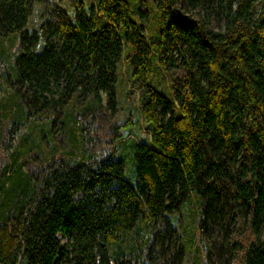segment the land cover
I'll list each match as a JSON object with an SVG mask.
<instances>
[{"label": "trees", "instance_id": "16d2710c", "mask_svg": "<svg viewBox=\"0 0 264 264\" xmlns=\"http://www.w3.org/2000/svg\"><path fill=\"white\" fill-rule=\"evenodd\" d=\"M35 1L0 0L17 105L1 146L0 173L12 174L0 180V264H155L170 247L174 264H264L263 0H92L88 15L82 3L74 22L57 9L30 35ZM124 48L151 132L131 146L135 186L123 156L91 154L84 134L80 156L52 155L25 175L13 151L28 124L86 126L101 93L115 109ZM169 66L184 71L170 98L148 82Z\"/></svg>", "mask_w": 264, "mask_h": 264}, {"label": "rangeland", "instance_id": "374dc122", "mask_svg": "<svg viewBox=\"0 0 264 264\" xmlns=\"http://www.w3.org/2000/svg\"><path fill=\"white\" fill-rule=\"evenodd\" d=\"M143 1L140 8L146 9L150 4V0ZM78 3L83 4L86 15L89 14L92 0H37L33 3L31 12L28 17L27 31L31 35L37 32L41 25L45 22L54 23L56 11H64L71 22L75 21V9ZM119 32H122L119 30ZM42 43L31 48V51H39ZM15 49V38L13 36L0 35V165L10 159L3 154L1 149L4 142L5 132L9 123L17 116L16 99L12 94V89L6 81V74L14 77L12 52ZM132 68L130 66L129 51L125 48L121 59L118 62L117 81L115 86L116 106L111 110L106 105L105 94L101 93L102 106L92 117V120L86 126L81 127L84 120L72 123L62 120V116L56 118L51 127L48 124L38 126L35 123L28 124L22 130L17 138V145L13 151L14 156L19 158L22 172L29 178L35 174L40 168L44 160H48L52 155L65 156L68 152H72L75 156L82 154V139L89 141L91 154L98 157L120 155L124 158L125 177L131 186H135L136 173L134 161L130 160V151L133 143H137L140 139L149 142L150 129L140 114L142 99L146 88L139 81L131 77ZM184 71L169 66L167 72L154 69L153 74L148 78L149 85L153 89H157L165 96L170 98L171 89L169 86L177 85L183 78ZM84 102L79 101L78 108H82ZM88 112L84 116V119ZM83 128V131H82ZM121 135V143L114 140L113 134ZM82 134H84L82 136ZM80 135L83 137L80 138ZM6 158V159H5ZM12 174V169L0 173V180L4 181ZM8 184L5 185V188ZM193 207L191 202L186 203L185 211L187 212V222L190 229H195V221L191 213ZM176 229H180L182 220L177 216L171 220ZM62 244L65 242L59 236ZM173 238L163 240V245L173 243ZM159 245L154 249L155 254ZM173 247L165 252L164 256L157 259L155 264H174L169 261ZM157 256V255H156ZM180 264H192L191 258L186 256ZM232 264H240L236 258Z\"/></svg>", "mask_w": 264, "mask_h": 264}, {"label": "water", "instance_id": "95a60500", "mask_svg": "<svg viewBox=\"0 0 264 264\" xmlns=\"http://www.w3.org/2000/svg\"><path fill=\"white\" fill-rule=\"evenodd\" d=\"M263 22H264V0H263Z\"/></svg>", "mask_w": 264, "mask_h": 264}]
</instances>
